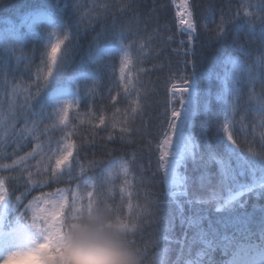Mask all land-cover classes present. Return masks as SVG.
Segmentation results:
<instances>
[{
  "label": "snow or ice",
  "instance_id": "1",
  "mask_svg": "<svg viewBox=\"0 0 264 264\" xmlns=\"http://www.w3.org/2000/svg\"><path fill=\"white\" fill-rule=\"evenodd\" d=\"M166 7L0 0V264H62L99 210L141 264H264V0Z\"/></svg>",
  "mask_w": 264,
  "mask_h": 264
},
{
  "label": "clouds",
  "instance_id": "2",
  "mask_svg": "<svg viewBox=\"0 0 264 264\" xmlns=\"http://www.w3.org/2000/svg\"><path fill=\"white\" fill-rule=\"evenodd\" d=\"M62 264H141L103 210L71 221L59 240Z\"/></svg>",
  "mask_w": 264,
  "mask_h": 264
},
{
  "label": "trees",
  "instance_id": "3",
  "mask_svg": "<svg viewBox=\"0 0 264 264\" xmlns=\"http://www.w3.org/2000/svg\"><path fill=\"white\" fill-rule=\"evenodd\" d=\"M24 2L32 3V2H34V0H24ZM156 2H157L158 5L161 4V3L167 4V7L164 9L163 13H161V16H162L161 23H165L167 21H171L174 24L176 22V17H175L176 10H175L174 5L171 3V0H156ZM197 2L201 3L204 6H206L210 2V0H197ZM149 7H151V0H149ZM217 7H219V3H217ZM94 35H95V33H89L87 38L83 41V43L86 45L88 43V41L91 40V38ZM241 39L242 40L244 39L243 34H241ZM196 52H197L196 60H197L198 70L199 71H204V69H206L208 67V65L211 63L212 57L215 54V46L209 48L206 45L198 44ZM77 59H79V57H77ZM188 70L191 71L192 70L191 67H189ZM103 83H104V89L103 90L106 93L108 84H107L106 80ZM91 84H92L91 81L87 82V86H91ZM84 86L85 85L82 82V87H84ZM257 87L259 88L260 85L258 84ZM159 99H161V100L163 99V95L162 94L159 97ZM80 113L82 114V118L84 120L90 119V117L85 114V106L84 105H81ZM72 116L74 117L75 113H73ZM77 132H78V135H85L86 134L85 127L78 128ZM141 139L142 138L139 137V136L136 137L137 147H139V143H140ZM110 147L119 149L121 146L119 144H116V145H110ZM29 150H30V146L25 147L23 149V152H27ZM8 151H11V149H9ZM23 152H21L20 154L22 155ZM111 155L112 156H120L121 152L120 151H116V152L112 153ZM110 158H111L110 156L101 155L99 150H97L95 159L107 161ZM92 159H93L92 150L89 149L86 156L82 154L80 163H83V164L87 165L89 163V161H91ZM0 162H10V161H2V160H0ZM32 163H35V161H32ZM85 174L87 176H91L93 173L86 171ZM79 175H80V170H79V167L77 166L74 169L73 176H79ZM81 183H82V181H81ZM76 184H77V180H75V179H73L71 181V183H69V177L66 175L63 178L62 182H60V183H52L49 187H45L43 189H37V191L33 192L32 195L28 197V199H31L32 196L38 195L40 191L50 192V191H54L56 188H74L76 186Z\"/></svg>",
  "mask_w": 264,
  "mask_h": 264
},
{
  "label": "rangeland",
  "instance_id": "4",
  "mask_svg": "<svg viewBox=\"0 0 264 264\" xmlns=\"http://www.w3.org/2000/svg\"><path fill=\"white\" fill-rule=\"evenodd\" d=\"M180 2H181V0H176V2H175V4H176V10H178L177 5H179Z\"/></svg>",
  "mask_w": 264,
  "mask_h": 264
}]
</instances>
